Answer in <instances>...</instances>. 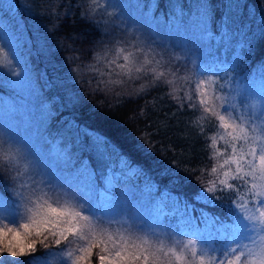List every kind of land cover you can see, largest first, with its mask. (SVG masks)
<instances>
[{"label":"snow or ice","instance_id":"snow-or-ice-1","mask_svg":"<svg viewBox=\"0 0 264 264\" xmlns=\"http://www.w3.org/2000/svg\"><path fill=\"white\" fill-rule=\"evenodd\" d=\"M78 6L83 9L81 18L100 33L92 69L99 77L96 91L103 94L140 79L150 81L141 85V92L146 86L171 85L167 94L177 109L199 110L193 123L213 122L216 131L207 137V147L209 159L216 163L209 173L212 178L193 200L225 207L227 212L218 217L201 209L197 216L195 204L180 197L170 210L163 205L147 207L143 199H134L132 189L117 188L121 178L146 176L144 165L130 160L106 136L81 129L75 121L68 122V132L78 130L72 135L63 130L53 135L49 121L55 113L47 111L24 134L10 121L0 124V173L7 170L11 179L10 188L0 185V264H23L19 258L24 257L30 258L29 264H264V66L259 79L252 74L247 83L237 80L233 85L235 78L228 73L241 67L239 52L232 63L221 62L223 75H209L188 69V60L160 39L155 29L170 30L171 24L190 31L194 47L215 39L208 0H197L194 18L185 19L181 8L175 21L144 13L131 25L123 18L120 0H78ZM157 6L155 0L137 5L148 12ZM3 10L7 15L11 6L4 4ZM221 32V42L230 48L236 34L229 32L227 22ZM6 47L7 52L0 35V66L12 62L5 59L11 54L19 67L0 72V84L10 82L35 93L17 44L8 41ZM237 47L251 48V42L242 40ZM180 81L189 88L177 87ZM200 132L204 134L203 126ZM109 150L121 159L119 176L111 165L108 174L98 173L85 156L95 153L103 167ZM178 182L170 180L173 185ZM225 191L227 199L215 195ZM181 213L186 220L178 219ZM185 235L192 238L184 241ZM37 245L52 259L35 256Z\"/></svg>","mask_w":264,"mask_h":264},{"label":"trees","instance_id":"trees-1","mask_svg":"<svg viewBox=\"0 0 264 264\" xmlns=\"http://www.w3.org/2000/svg\"><path fill=\"white\" fill-rule=\"evenodd\" d=\"M120 2L124 11L129 7L132 12L126 19L131 25L133 20L129 18H133V14L138 12L137 8L140 7L137 5H146L149 0ZM155 2L158 5L154 9L157 20L169 21L171 16V20L175 21L181 8L185 19L194 18L196 15L197 0ZM208 2L211 5L210 27L215 39L188 47L182 54L187 60L190 57H201V61L194 64H199L196 71L202 69L211 75L213 72H220L221 62L232 63V58L239 52L241 67L236 72L228 73L229 78L234 77L233 82L238 80L240 83H247L252 74H255L259 79V69L264 66V0ZM4 4L11 6L7 15L3 10ZM237 4L239 7H236ZM82 10L78 6V0H0V27L8 32L13 43L17 44L18 54L27 61L31 72V85L36 89L37 102L43 104L44 113H55V119L49 121V131L55 135L58 130H63L72 135L78 130L72 129V132H68V122L75 121L81 129L93 130L106 136L130 160L144 165L146 176L133 175L122 179L142 186L145 194L139 196L146 206L149 201L155 206L163 205L170 210L176 206V198L180 197L195 204L194 215L198 216L199 210L203 209L209 214L223 217L227 208L197 204L193 200V195L212 178L209 173L216 163L209 159L210 152L207 147V137L216 131L213 122L203 120L193 123L201 115L199 110L177 109L167 94L171 85L146 86L141 92V85L150 81L140 79L128 81L122 88L117 87L103 94L96 91L99 77L93 75L92 69L96 66L94 57L98 49L95 41L100 38V33L91 23L81 18ZM143 10L147 11V8ZM138 18L140 17L134 20ZM225 22L229 32L236 34L231 38L230 48L220 39L221 26ZM179 29L184 32V37L193 39L190 31ZM17 37L20 39L17 40ZM242 40L251 42V48H238L237 45ZM181 73L184 74L178 72L177 75ZM220 75L223 73L220 72ZM183 85L184 82L180 81L179 86ZM186 88L189 86L184 87ZM21 100L19 93L0 84V107L9 114L6 115L8 118L19 119L15 124L19 129L21 126L28 131L32 124L23 122L25 115L21 111ZM22 123L26 125H21ZM201 126L204 134L200 132ZM83 139L85 143H89L87 137ZM109 154L110 159L103 166L106 172L107 163L111 166L112 161L121 164L119 156L110 150ZM85 156L97 165L95 153ZM119 175L118 172L117 176ZM172 178L177 179L178 184H171ZM0 185H4L5 189L11 187L7 170L0 173ZM149 187L158 191L149 192ZM169 194L171 199H168ZM215 195L229 198L227 191L217 192ZM179 218L186 220L187 216L181 213ZM187 239L190 238H185L184 241ZM47 251L39 246L34 255L41 259H52L45 256ZM19 259L23 264H29L30 258Z\"/></svg>","mask_w":264,"mask_h":264},{"label":"rangeland","instance_id":"rangeland-1","mask_svg":"<svg viewBox=\"0 0 264 264\" xmlns=\"http://www.w3.org/2000/svg\"><path fill=\"white\" fill-rule=\"evenodd\" d=\"M138 12L133 14V18H129L130 20L136 19L137 17L142 16V14L147 13V15L149 16H154L155 17V11L154 12H148L144 11L143 8H137ZM143 10V11H142ZM130 9L129 7L127 8L126 11H124L125 15H124V19L126 20L130 15H128L130 13ZM138 18V19H140ZM156 18V17H155ZM131 21V22H133ZM132 24V23H131ZM211 28V27H210ZM0 29L3 30V33H0V35L4 36V43H5V50H8V48L6 47V44L8 41L14 42L11 39V36L8 34V32L6 30H4L3 28L0 27ZM155 31L160 33V39L163 40L165 43L170 44L174 47V51L176 53H178L181 57L185 58L184 55L182 54L183 51H186V49H188V47H194L192 44V39L184 37L183 35V31L181 29H177L175 24H171L170 30L169 29H165V30H161L160 28H156ZM183 32V33H182ZM189 35L191 36V34L189 33ZM209 41H207L208 43ZM206 43V42H205ZM206 46L209 47L208 44H204ZM18 52V51H17ZM19 53V52H18ZM196 57V56H195ZM3 58V57H0ZM197 58V59H196ZM195 59H193L192 57H190V59L188 60V69L190 70H194L196 71L197 67L199 66V64H197L196 66L192 63V61H195L199 63V61H201V57H196ZM8 61H12L11 63H6L5 66H0V72H4V71H10V70H15L19 67V65H17L15 63V61L13 60L11 54L8 55V57L5 58ZM187 59V58H186ZM122 62V61H119ZM218 68V67H215ZM202 70V69H201ZM182 75V73L180 74ZM12 79V77H9V81ZM169 79H171V77H169ZM236 83V81L233 82V85ZM6 87H8L11 90H14L15 92L19 93L22 96V103H23V108H21L23 114L25 115L23 122H30L31 124H33L40 116L42 113H44L43 110V104H40L39 102H37V99L35 97V93L30 92L28 89H21L16 87L15 85L11 84L10 82H4L3 83ZM180 84V82H179ZM179 84H177V87H180ZM241 84H245V83H241ZM32 86V85H31ZM187 85H183V87H185ZM34 87V86H33ZM172 87V86H171ZM229 87H232L231 85ZM188 88H186L185 90H187ZM41 109V110H39ZM9 115L7 112H5L1 107H0V124L5 123L6 121H10L14 127H16V129L21 133L24 134L26 131L23 130L20 126V129L17 125H15L17 122H19V119L13 117L12 119L8 118ZM33 121V122H32ZM21 125H26L25 123H22ZM29 130V129H28ZM96 162L97 165L95 166L91 161V167L96 170L98 173H104V174H108V171L106 172L105 169H103V167L101 165H99L98 159H97V155H96ZM107 165H109V163H107ZM94 166V167H93ZM112 168L114 169L116 175L117 173L121 171V164L119 162H115L112 161ZM98 183L100 187H104V184L102 182L99 181L98 179ZM117 188L118 189H125V188H130L132 189V191L134 192V199H140L141 197L139 195L144 193V190L142 188V186H140L137 183L134 182H125L123 181V179L121 178L118 183H117ZM145 194V193H144ZM148 202V206L149 208L155 209L158 207L155 206L153 203ZM179 220H182V218H179ZM173 223V225L175 227H177V230L179 231V225H177L176 221H171ZM200 227L202 230L207 231L208 229L205 228L204 224H200ZM180 237H178L179 239ZM185 238H192L190 235H185L183 237V239ZM170 243V241H168ZM39 247V245L37 246V248ZM41 247V246H40ZM41 250V248H40Z\"/></svg>","mask_w":264,"mask_h":264}]
</instances>
